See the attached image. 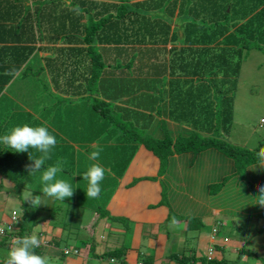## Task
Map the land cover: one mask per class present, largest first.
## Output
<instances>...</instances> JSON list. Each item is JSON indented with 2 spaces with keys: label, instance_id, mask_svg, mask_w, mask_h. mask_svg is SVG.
I'll list each match as a JSON object with an SVG mask.
<instances>
[{
  "label": "trees",
  "instance_id": "trees-1",
  "mask_svg": "<svg viewBox=\"0 0 264 264\" xmlns=\"http://www.w3.org/2000/svg\"><path fill=\"white\" fill-rule=\"evenodd\" d=\"M252 49L264 52V0H0V134L47 125L57 138L47 164H61L76 187L64 202L80 196L91 209L100 205L86 197L83 173L93 163L106 169L101 197L139 144L159 159V174L172 155L190 153L193 162L211 148L246 169L264 141L250 151L226 134ZM93 151L98 160L89 159ZM38 155L0 147L1 177L40 193L26 167ZM60 205L50 217H62Z\"/></svg>",
  "mask_w": 264,
  "mask_h": 264
},
{
  "label": "crops",
  "instance_id": "crops-1",
  "mask_svg": "<svg viewBox=\"0 0 264 264\" xmlns=\"http://www.w3.org/2000/svg\"><path fill=\"white\" fill-rule=\"evenodd\" d=\"M34 45L37 46L38 43ZM158 119L156 117L154 122ZM153 124L152 126H155ZM170 125L172 128L176 126L186 128L185 125L173 122H170ZM180 158L189 163V168L186 169L199 167L215 169L218 173L222 169L220 159L213 152L200 153L192 164L190 153L174 154L169 160ZM230 166L233 171V164ZM159 167V159L143 144H139L124 170L116 177V182L106 188V194L103 193L98 201L100 206L103 204L104 209L97 213L96 223L91 224L90 218L84 224V228L87 227L91 233L90 236L94 226L98 225L101 229L99 238L106 241L104 244L93 241L94 244L89 245L87 240L89 238L80 241L78 239L71 244L67 243L68 240L57 244L58 224L57 221L51 220L49 215L36 222L34 217L30 216L28 223L26 225L24 223L27 227L26 233L38 234L41 240L40 247L44 249L54 247V252L62 254L61 258L65 264H83L89 260L107 264L101 260H105L106 257H103L105 251L110 249L120 252L118 258L128 264H136L138 261L144 264H208L211 260H224L225 264H264V205L254 202L257 199L255 195L260 194V189L264 186L260 180L252 185L257 175L255 168L248 167L250 170L245 178V184L239 186L240 178L236 184L232 180L234 186L232 185L233 192L230 198L211 195L209 191L206 201H199L200 195L195 194V190L203 178L199 180L197 173H190L187 177L181 175L180 183L176 184L182 189L178 190L174 184L164 187L162 179L165 180L166 176L158 174ZM192 174L197 178L196 181L190 182L189 177ZM232 176H236V173L230 176L234 178ZM206 184L210 183L207 181ZM2 186L4 193L0 192V227L11 222L12 212L15 210L13 207L10 214L8 213L9 193L12 192L19 197L18 191L26 190L18 188L12 180L0 175V187ZM243 189L246 192L242 191ZM165 190L168 193L179 192L185 195L173 197L163 194ZM57 202L61 204V209L67 206V202ZM24 204L31 205L30 202ZM58 204L54 206L57 208ZM23 222L18 218L13 222L12 235L17 233L16 236L19 237ZM59 228L66 229V225L61 223ZM2 239L4 237L0 236V261L5 259V253L12 244L8 239L7 245L5 243L1 245ZM54 239L58 241L55 243ZM60 245H63L62 250L70 247L79 248L82 254L64 255L59 248ZM91 250L93 252H90ZM209 250H212L210 259ZM49 257L51 262L55 260L54 253ZM56 258L59 259L58 256Z\"/></svg>",
  "mask_w": 264,
  "mask_h": 264
},
{
  "label": "rangeland",
  "instance_id": "rangeland-1",
  "mask_svg": "<svg viewBox=\"0 0 264 264\" xmlns=\"http://www.w3.org/2000/svg\"><path fill=\"white\" fill-rule=\"evenodd\" d=\"M94 1L101 2L110 0ZM162 54L164 55V53ZM232 114L233 118L226 134V141L232 143L237 148L240 147L250 151L254 150L260 142L264 141V52L262 51H259L257 49L250 50L241 63L240 74L237 80V88L232 101ZM152 124L157 125V122H154L153 120L150 125ZM211 152L216 154L218 159H220V164L222 166L220 173L216 172L215 169H204L199 167L186 169L189 168V163L184 159H168L167 167L164 173L162 174V172L160 171L161 175L166 176L165 180L162 179L164 187H169L170 184H174L175 188L180 190L182 188L176 183H180L181 175L187 177L190 173H197L199 180L203 178L201 184L195 190V194L200 195L198 198L199 201H206V197L208 196L209 191L211 192V195L217 194L220 197L230 198V194L233 192L232 185L234 186V184H236L238 178H240L239 186L246 183L245 178H247V173L250 170L248 167L250 166H247L246 169H242V167L238 169L237 166L235 168L233 165L232 171V167L230 166V164H233V162L229 156H225L219 151L217 152V150L212 148L205 150L203 153L206 154ZM190 163L192 164L193 162L190 161ZM253 165L258 166L257 163ZM255 171H257L255 172L257 173V175L256 178L253 179L252 185H254L256 181L260 180V183H262L264 186V167L259 170L255 169ZM234 173H236V176H232L234 178H231L230 176ZM257 177L261 179H258ZM189 178L190 182H192L196 181L197 177L195 176V174H192ZM232 180L234 181V184L231 183ZM207 181L210 184H206ZM3 188V186L0 187V192L2 193H4ZM29 191L30 190L28 189L18 191L20 192L19 197L10 192L7 208V210H9L8 213L10 214L11 209L14 207L16 210L14 211L18 213V220H26L24 222L25 225L28 223V220L31 217H34L35 220L46 218L49 214H51V212H53V209L50 208L55 204H58L57 201H53L48 197H43L42 199L40 197H37V199H41V202L44 204H40L37 206H35L34 203L31 205L24 204V202H30L23 200L24 196ZM242 191L246 192L244 189ZM163 194L171 195L173 197H180L182 195H185V193L179 192L168 193L167 190H165ZM195 194L194 196H196ZM101 197L95 198L94 200L98 202ZM230 200L233 201V199ZM79 201L80 196L74 202H68L61 215L62 217H57V214L55 215V213L51 217V220L57 221L58 224L56 237L59 238V241L57 239V242L56 239H54L55 243L57 242V244H60V241L65 243L68 240L67 243L71 244V242L75 243L78 239L80 241V239L89 238L87 239L89 241V245H93V241L104 244L106 241L99 238L101 229L98 225L94 226L92 236H90L91 233H89L87 227L84 228V224H86L90 218L91 224L96 223V220L98 218L97 213H100L104 209L103 204L100 206V209L94 211L93 209L85 208ZM22 212L23 214L26 212V218L23 217V214L22 216L20 215ZM64 221L66 224V229L59 228L61 223H63L64 225ZM58 229H60V231H58ZM65 231H68L69 233H64ZM63 245L59 246L61 250ZM53 249L54 247L52 246L45 249L43 248V255L49 257L54 253L55 260L52 261L51 264H65L64 260L61 258L62 254L58 255V253L54 252ZM74 250L75 248L73 247L67 248V250L65 249V251H67L68 254L71 255H73V252L82 253L81 249H79L78 251ZM90 252L93 251L91 250ZM56 256H58L59 259L56 258ZM101 263L102 262L89 260L88 262L85 261L83 264Z\"/></svg>",
  "mask_w": 264,
  "mask_h": 264
},
{
  "label": "clouds",
  "instance_id": "clouds-1",
  "mask_svg": "<svg viewBox=\"0 0 264 264\" xmlns=\"http://www.w3.org/2000/svg\"><path fill=\"white\" fill-rule=\"evenodd\" d=\"M56 145V136L45 124L35 126L31 124H22L14 126L4 134H0V147L4 150L14 153L27 152L29 154V149H34L39 153L38 157L30 158L31 164L26 167L28 176L38 178L37 189H39L41 194L33 195V190H31L23 198L25 201H30V204L34 203L35 206L44 204L41 202L43 197H48L53 201L64 202L65 198H71L73 196L74 189L76 188L72 186L73 183L71 179L62 178L63 167L61 164H47V161L52 158V152ZM99 157L100 151H93L89 159L95 161L98 160ZM256 159L258 166L254 165L249 168L259 170L264 167V152L259 153ZM105 174L106 169L97 163H93L86 169L83 173V179L87 181V188L83 191L87 198L95 199L100 196L102 191L101 184L105 179ZM255 196L257 199L254 202L264 205V187L260 189V194ZM37 197L41 199H37ZM22 214L23 212L20 215L22 216ZM16 221L17 215L15 220L11 217V222L0 228V230L3 231V233H0V236L8 237L7 240L9 239L12 241L11 246L5 253V259L0 261V264H51L50 257L36 251L41 244L38 234L30 233L19 237L11 234L14 227L13 222ZM65 249L67 250V248ZM65 249H63L62 252L64 255H67L68 252L65 251ZM209 252L212 253V250H209ZM211 253H208L209 259L211 258ZM81 254L80 252H73L74 256ZM103 257L106 258L101 261H105L107 264H113L109 261L111 258H113L117 264H128L118 257ZM139 263L144 264L142 261H138L136 264Z\"/></svg>",
  "mask_w": 264,
  "mask_h": 264
},
{
  "label": "built area",
  "instance_id": "built-area-1",
  "mask_svg": "<svg viewBox=\"0 0 264 264\" xmlns=\"http://www.w3.org/2000/svg\"><path fill=\"white\" fill-rule=\"evenodd\" d=\"M12 219H13V220L16 219V214H15V212L12 213ZM0 233H3V231L0 230ZM209 253H211V252H209ZM109 261H110L111 263H113V264H117L116 261H115L113 258H111ZM139 264H141V263H139Z\"/></svg>",
  "mask_w": 264,
  "mask_h": 264
}]
</instances>
